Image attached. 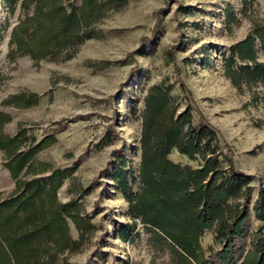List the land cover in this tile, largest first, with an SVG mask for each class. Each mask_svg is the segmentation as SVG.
I'll return each mask as SVG.
<instances>
[{"label":"rangeland","instance_id":"obj_1","mask_svg":"<svg viewBox=\"0 0 264 264\" xmlns=\"http://www.w3.org/2000/svg\"><path fill=\"white\" fill-rule=\"evenodd\" d=\"M248 36L253 60L238 54ZM156 87L175 117L188 109L193 124L210 126L220 165L230 159L248 180L233 254L240 264L264 233L255 213L264 186V0H0V137L15 139V154L48 144L31 156L34 169L69 170L57 201H75L89 223L80 231L68 219L76 245L63 248L53 232L34 264H186L121 190L125 178L129 195L141 191L143 112ZM6 148L0 201L18 180L46 175L24 169L14 178ZM166 158L192 170L203 163L176 148ZM199 244L205 257L220 248L212 230Z\"/></svg>","mask_w":264,"mask_h":264},{"label":"trees","instance_id":"obj_2","mask_svg":"<svg viewBox=\"0 0 264 264\" xmlns=\"http://www.w3.org/2000/svg\"><path fill=\"white\" fill-rule=\"evenodd\" d=\"M71 17H67L66 24ZM238 47L240 57L254 59L251 37ZM143 113L138 174L142 188L140 193L129 195L125 178L121 187L131 203V212L179 247L186 264H190L188 260L196 264H234L233 254L239 251L236 240L244 233L243 203L251 191L246 176L235 169L230 159L227 167L220 165L216 136L210 126L193 124L188 109L175 117V110L168 107L166 92L159 87L147 96ZM14 141L0 137V149L7 147L15 165L10 167L12 176L17 178L24 169L26 174L46 175L18 180L16 189L0 201V264H34L42 243L53 232L62 236L63 248L76 245L68 237V219L80 231L89 223L80 217L75 201H57V191L69 170L47 165L34 169L31 156L48 144L41 142L28 154H15ZM173 148L190 158L200 154L201 167L180 168L168 160ZM232 199H241V204L229 208ZM255 213L264 222V186L258 188ZM206 230L214 231L220 243L219 250L208 257L199 244V237ZM240 264H264V233L257 235L254 250Z\"/></svg>","mask_w":264,"mask_h":264}]
</instances>
